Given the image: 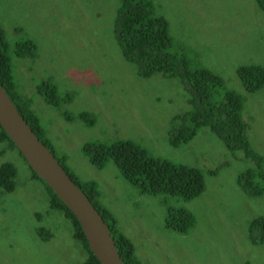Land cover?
I'll use <instances>...</instances> for the list:
<instances>
[{
  "label": "rangeland",
  "instance_id": "374dc122",
  "mask_svg": "<svg viewBox=\"0 0 264 264\" xmlns=\"http://www.w3.org/2000/svg\"><path fill=\"white\" fill-rule=\"evenodd\" d=\"M150 1L167 23L170 52L190 71L206 69L221 79L209 102L221 104L228 91L240 97L254 156L230 149L208 126L188 142L171 144L172 120L190 110L192 93L176 77L140 76L124 57L114 34L120 0H0L16 103L29 102L40 138L55 158L64 157L75 181L96 185L99 206L140 264H264V246L248 239L249 223L264 216V193L249 195L237 183L247 172L264 177V84L250 92L238 74L243 66L264 69V11L257 0ZM27 41L33 55L17 56L15 46ZM42 85L54 89L57 105L45 101ZM119 140L198 169L203 192L190 200L142 193L111 159L97 169L82 151L86 143ZM4 163L15 176L10 191L0 187V264H82L88 252L75 237L72 217L50 206L45 183L6 140L0 142ZM169 208L190 213L193 225L185 232L169 229Z\"/></svg>",
  "mask_w": 264,
  "mask_h": 264
},
{
  "label": "trees",
  "instance_id": "16d2710c",
  "mask_svg": "<svg viewBox=\"0 0 264 264\" xmlns=\"http://www.w3.org/2000/svg\"><path fill=\"white\" fill-rule=\"evenodd\" d=\"M257 4L264 11V0H257ZM114 34L124 57L137 66V73L140 76L149 77L160 73L167 78L176 77L186 84L192 93L190 110L175 116L171 123L169 135L174 147L191 140L200 126H208L230 149L241 150L247 156H254L246 139V123L240 114V97L228 91L224 93V102L221 104L216 105L209 102L213 90L221 88V79L206 69L190 71L183 58L170 52L172 40L167 23L163 17L156 14L150 0H120V6L116 12ZM14 52L19 57H30L33 55V44L30 41L17 44ZM238 74L245 89L250 92H254L264 84V69L260 66L240 67ZM0 84L36 136L53 152L50 145L40 138V127L36 116L30 109L29 102L19 99L21 103L17 104L18 95L12 82L8 45L1 30ZM39 91L47 103L57 105L52 87L42 85ZM83 119H86L84 115ZM5 140L15 147L0 126V142ZM82 151L89 163L97 169H102L106 161L111 159L116 164L120 176L142 193L177 195L190 200L199 196L204 190L203 177L198 169L150 157L139 145L131 141L119 140L110 145L86 143ZM56 159L102 216L122 262L140 264L134 256L131 242L116 231L112 215L99 206V192L96 185L93 182L80 185L65 168L64 157ZM31 172L34 177L43 181L33 171ZM14 176L15 169L10 163L0 165V187L10 191L13 188ZM256 177L257 180L253 174L247 172L237 178V183L245 193L257 196L264 193V177L261 174ZM45 186L51 195L50 206L64 210L74 221L75 237L85 245L88 252L82 264H100L90 251L80 225L72 212L46 183ZM193 221L190 213L169 208L165 225L173 231L185 232L193 225ZM248 239L253 244L264 246V216L255 218L249 223Z\"/></svg>",
  "mask_w": 264,
  "mask_h": 264
},
{
  "label": "water",
  "instance_id": "95a60500",
  "mask_svg": "<svg viewBox=\"0 0 264 264\" xmlns=\"http://www.w3.org/2000/svg\"><path fill=\"white\" fill-rule=\"evenodd\" d=\"M0 126L39 176L72 212L88 247L100 264H124L108 226L54 154L36 136L0 84Z\"/></svg>",
  "mask_w": 264,
  "mask_h": 264
},
{
  "label": "crops",
  "instance_id": "0c3cea01",
  "mask_svg": "<svg viewBox=\"0 0 264 264\" xmlns=\"http://www.w3.org/2000/svg\"><path fill=\"white\" fill-rule=\"evenodd\" d=\"M118 179V177H116Z\"/></svg>",
  "mask_w": 264,
  "mask_h": 264
}]
</instances>
